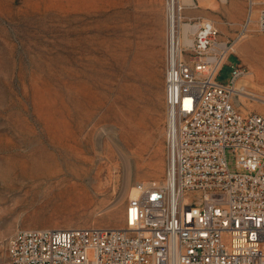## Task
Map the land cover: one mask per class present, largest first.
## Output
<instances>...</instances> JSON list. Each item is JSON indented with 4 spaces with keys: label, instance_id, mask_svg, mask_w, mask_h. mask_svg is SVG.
<instances>
[{
    "label": "rangeland",
    "instance_id": "rangeland-1",
    "mask_svg": "<svg viewBox=\"0 0 264 264\" xmlns=\"http://www.w3.org/2000/svg\"><path fill=\"white\" fill-rule=\"evenodd\" d=\"M184 16L228 40L245 0H194ZM165 37L164 0H0V264L18 229H123L134 185L163 181ZM250 40L264 47L250 34L217 82L240 65L264 97Z\"/></svg>",
    "mask_w": 264,
    "mask_h": 264
},
{
    "label": "built area",
    "instance_id": "built-area-1",
    "mask_svg": "<svg viewBox=\"0 0 264 264\" xmlns=\"http://www.w3.org/2000/svg\"><path fill=\"white\" fill-rule=\"evenodd\" d=\"M187 9L164 0L163 181L134 185L123 229H18L5 245L9 264H264V97L248 91L240 65L228 86L217 82L239 44L264 35V0H245L228 40Z\"/></svg>",
    "mask_w": 264,
    "mask_h": 264
},
{
    "label": "bare ground",
    "instance_id": "bare-ground-1",
    "mask_svg": "<svg viewBox=\"0 0 264 264\" xmlns=\"http://www.w3.org/2000/svg\"><path fill=\"white\" fill-rule=\"evenodd\" d=\"M222 1V3L223 4H225V3H227V0H221ZM182 2L186 5V6H188V8L189 7H191V6H193V3H194V0H182ZM210 5H212V4H210ZM212 8L214 9V7L212 6ZM230 8V7H229ZM192 9H193V7H192ZM232 11H236V7L234 6V5H232L231 6V8H230ZM214 10H216V9H214ZM206 21H208V20H206ZM209 22H211V21H209ZM186 30V29H185ZM191 41V39L189 38V37H186V38H184V43H189ZM250 42V46L251 47H253V48H255V52H254V55H255V59L257 60V61H262L263 63H264V47L262 46H259L258 45V41H256V40H250L249 41ZM249 47V46H248ZM262 63V64H263ZM247 78H250V79H252L253 77H252V75L250 74ZM264 79V78H263ZM243 83L246 85V80L244 79L243 80ZM247 106H249L250 108H253L254 107V105H251V104H247ZM159 174L158 173H156L155 174V177H157Z\"/></svg>",
    "mask_w": 264,
    "mask_h": 264
},
{
    "label": "crops",
    "instance_id": "crops-1",
    "mask_svg": "<svg viewBox=\"0 0 264 264\" xmlns=\"http://www.w3.org/2000/svg\"><path fill=\"white\" fill-rule=\"evenodd\" d=\"M165 100H166V93H165ZM165 113H166V107H165Z\"/></svg>",
    "mask_w": 264,
    "mask_h": 264
}]
</instances>
